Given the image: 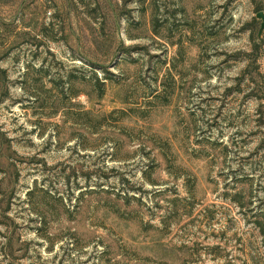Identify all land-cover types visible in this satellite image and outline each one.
<instances>
[{
    "label": "rangeland",
    "instance_id": "374dc122",
    "mask_svg": "<svg viewBox=\"0 0 264 264\" xmlns=\"http://www.w3.org/2000/svg\"><path fill=\"white\" fill-rule=\"evenodd\" d=\"M0 264H264V0H0Z\"/></svg>",
    "mask_w": 264,
    "mask_h": 264
},
{
    "label": "water",
    "instance_id": "95a60500",
    "mask_svg": "<svg viewBox=\"0 0 264 264\" xmlns=\"http://www.w3.org/2000/svg\"><path fill=\"white\" fill-rule=\"evenodd\" d=\"M259 16H263L262 13H259Z\"/></svg>",
    "mask_w": 264,
    "mask_h": 264
}]
</instances>
